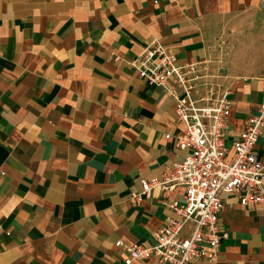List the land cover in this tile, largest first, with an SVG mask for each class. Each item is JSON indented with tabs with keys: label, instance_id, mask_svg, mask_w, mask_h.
<instances>
[{
	"label": "crops",
	"instance_id": "obj_1",
	"mask_svg": "<svg viewBox=\"0 0 264 264\" xmlns=\"http://www.w3.org/2000/svg\"><path fill=\"white\" fill-rule=\"evenodd\" d=\"M152 40L210 75L199 92L230 88V146L264 98V0H0V264H120L117 241L155 243L170 210L130 192L182 157L165 137L182 125L130 65ZM221 197L219 258L194 264H264V204Z\"/></svg>",
	"mask_w": 264,
	"mask_h": 264
},
{
	"label": "built area",
	"instance_id": "obj_2",
	"mask_svg": "<svg viewBox=\"0 0 264 264\" xmlns=\"http://www.w3.org/2000/svg\"><path fill=\"white\" fill-rule=\"evenodd\" d=\"M130 65L140 78L161 86L172 98L182 129L165 137L174 140L182 157L159 176L141 178L139 189L131 190L133 202L159 190L161 203L170 214L155 230L154 244L117 241L115 245L125 252L120 264H137L150 257L165 264L214 262L220 255L221 240L228 235L219 221L221 194H233L240 205L264 204V152L259 156L255 150L264 130V98L229 146L230 88L207 82L199 92L200 81L210 75L201 72L197 62L180 63L157 40L149 42ZM179 189L181 199L174 198Z\"/></svg>",
	"mask_w": 264,
	"mask_h": 264
}]
</instances>
